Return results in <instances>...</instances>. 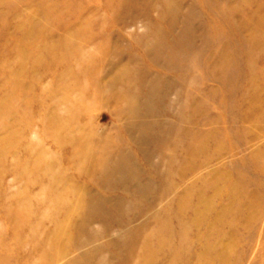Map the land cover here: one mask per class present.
<instances>
[{
  "label": "rangeland",
  "instance_id": "obj_1",
  "mask_svg": "<svg viewBox=\"0 0 264 264\" xmlns=\"http://www.w3.org/2000/svg\"><path fill=\"white\" fill-rule=\"evenodd\" d=\"M0 264H264V0H0Z\"/></svg>",
  "mask_w": 264,
  "mask_h": 264
},
{
  "label": "bare ground",
  "instance_id": "obj_2",
  "mask_svg": "<svg viewBox=\"0 0 264 264\" xmlns=\"http://www.w3.org/2000/svg\"><path fill=\"white\" fill-rule=\"evenodd\" d=\"M19 70H16L15 72L17 73V74H19V72H18ZM55 120V119H54ZM57 122V121H56ZM55 122V123H56ZM57 130H54V134H57ZM41 160H44V157L42 156L41 158H40V161ZM37 167H39V165L37 166ZM33 169V168H32ZM50 169V167L48 166H45V171H50L49 170ZM51 172V171H50ZM51 175H53V173H51ZM80 203H81V201H79V200H77V205H80ZM54 205H56V203L54 204ZM60 230H57V231H55L54 233H56V234H53L52 233V235L49 237V239H52V240H55V241H57L58 239H56V237L59 235V234H61V236L63 237V235H62V233L61 232H59Z\"/></svg>",
  "mask_w": 264,
  "mask_h": 264
}]
</instances>
